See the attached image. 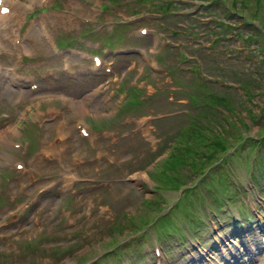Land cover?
I'll return each mask as SVG.
<instances>
[{"label":"rangeland","instance_id":"obj_1","mask_svg":"<svg viewBox=\"0 0 264 264\" xmlns=\"http://www.w3.org/2000/svg\"><path fill=\"white\" fill-rule=\"evenodd\" d=\"M15 3L0 22V264H264V187L248 174L264 139V0ZM196 113L228 148L253 142L185 188ZM246 203L236 227L228 212Z\"/></svg>","mask_w":264,"mask_h":264},{"label":"trees","instance_id":"obj_2","mask_svg":"<svg viewBox=\"0 0 264 264\" xmlns=\"http://www.w3.org/2000/svg\"><path fill=\"white\" fill-rule=\"evenodd\" d=\"M254 1L260 4L259 3L260 0H254ZM198 81L201 82L202 84L209 85V82L205 81L204 79H198ZM208 96H213L216 102H218L219 99H223L221 95H214L209 93ZM203 105L208 106V103H203ZM202 115L204 117L200 119H206L207 121L198 120L199 117L196 113L195 121L197 123L198 128L194 133L197 134L198 140H196L193 137H190L191 134L190 135L187 134L186 136V139H189V141L193 139V141L195 142L192 147V150H190L191 152L194 153H190V154L195 155L194 156L195 164L193 161V166H194L193 173L197 175V178L194 182H190L189 184H183V187L185 188L187 187V185L205 184L209 178H213V170L215 167L220 166L222 160H225L226 158H232L231 156L236 154L239 151V149H242L250 142H253L251 137L248 138L249 136L248 134H244L243 136H241V139L238 142L232 145V148H228L227 138L229 137H224L222 135V131L218 133H214L213 135H208L213 133L209 129V125L211 124V121L207 119V117L204 114ZM253 145L255 144L253 143L252 146ZM255 147L257 148V151L255 152L254 159L250 161L248 160V164H249L248 174H249L250 182L252 183L251 187H253L254 189L262 190L264 187V139L261 138L257 146ZM211 157L212 159H214V161L207 164L205 168H202L201 164H206V162ZM202 160H204L205 162H201ZM187 165L189 164L187 163ZM196 165H200V167L195 168ZM217 182H218L217 185L222 189V193H224L227 196V198L228 197L230 198L232 188H234L236 192L238 190L237 186H239L238 185L239 183L235 184V182H233L230 179V174L227 172H223L221 174V177L217 179ZM241 218L248 219V214L246 215L245 213L242 214ZM144 224H146V222Z\"/></svg>","mask_w":264,"mask_h":264},{"label":"bare ground","instance_id":"obj_3","mask_svg":"<svg viewBox=\"0 0 264 264\" xmlns=\"http://www.w3.org/2000/svg\"><path fill=\"white\" fill-rule=\"evenodd\" d=\"M6 2H9V3H11V4H13V2H16L14 5H17L19 2H20V0H1V5H0V7L2 6V5H5V3ZM20 4V3H19ZM9 16H11V10H9L6 14H1L0 13V22H5V20L7 19V18H10ZM16 16V15H15ZM17 20V19H16ZM15 21V20H14ZM9 29V27H4V28H0V31H4V30H8ZM30 39H32V38H30ZM74 103V102H73ZM75 104V103H74ZM73 104V105H74ZM83 103L82 102H79L78 104H77V108H76V104H75V110L77 111V112H79L77 109L78 108H80L81 110L83 109ZM85 111V110H84ZM81 114V113H80ZM71 194V193H70Z\"/></svg>","mask_w":264,"mask_h":264}]
</instances>
